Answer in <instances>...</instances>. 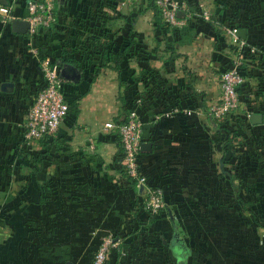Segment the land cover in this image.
I'll return each instance as SVG.
<instances>
[{
    "label": "crops",
    "instance_id": "1",
    "mask_svg": "<svg viewBox=\"0 0 264 264\" xmlns=\"http://www.w3.org/2000/svg\"><path fill=\"white\" fill-rule=\"evenodd\" d=\"M26 2L0 1V222L10 227L0 230V264H90L105 232L117 241L106 264H209L195 260L191 247L197 226L211 220L200 208L230 199L231 189L234 208L244 201L252 206L264 190V167L246 151L233 155L224 127L235 121L237 132L249 126L264 140V21L234 22L258 47L244 59L241 111L261 112L263 121L252 123L248 115L216 127L206 110L219 96V75L231 54L228 37L218 39L211 21L223 14L193 17L177 33L154 20L146 0H59L55 26L30 35L11 25L13 18L26 19ZM31 46L79 71L75 81L63 77L68 110L37 164L19 149L27 108L42 83ZM137 95L143 96L144 141L151 143L139 161L165 200L154 217L119 163L116 125ZM187 106L200 113L155 117ZM257 220L255 212L233 213L238 238L249 240L217 264H264Z\"/></svg>",
    "mask_w": 264,
    "mask_h": 264
},
{
    "label": "built area",
    "instance_id": "2",
    "mask_svg": "<svg viewBox=\"0 0 264 264\" xmlns=\"http://www.w3.org/2000/svg\"><path fill=\"white\" fill-rule=\"evenodd\" d=\"M126 2L136 0H124ZM165 25L180 33L193 17L209 19L211 12L204 3L193 7L186 0H153ZM59 0H27L26 19L30 35L52 29L58 21L57 3ZM181 12V13H180ZM222 35L228 37L232 46L228 65L219 75L220 93L207 108L211 119L222 120L236 113L241 107L239 90L247 76L243 70L245 57L254 54L258 47L250 44L237 34V28L228 23L222 24ZM31 52L37 56L42 83L29 104L23 123L21 145L27 149L38 147V140L56 132L60 121L68 110V102L63 92L64 78L60 74V66L54 58L41 54L37 47L31 46ZM142 95L134 97L133 106L117 123L116 130L120 141L119 163L126 176L139 189L141 207L149 215H157L164 207L165 200L162 186L147 176L140 164V145L144 141L142 133V117L138 109L142 103ZM182 110L185 114L200 113L199 109L173 107L161 111L155 117L168 116L172 112ZM249 113L246 114L248 117ZM117 245L111 232L101 234L98 246L92 255L90 264H106L109 250Z\"/></svg>",
    "mask_w": 264,
    "mask_h": 264
},
{
    "label": "rangeland",
    "instance_id": "3",
    "mask_svg": "<svg viewBox=\"0 0 264 264\" xmlns=\"http://www.w3.org/2000/svg\"><path fill=\"white\" fill-rule=\"evenodd\" d=\"M191 5L196 6L197 4L204 3L209 11L215 12L212 13V16L215 19L217 12L223 14L225 18L222 19L223 23H230L234 25V22H239V18L241 17V21L253 20L254 22L264 21V0H188ZM1 7V5H0ZM258 7V11L255 8ZM239 12H241L239 14ZM222 16V15H221ZM223 17V16H222ZM221 20V19H219ZM240 23V22H239ZM252 25V28L255 26ZM239 110V109H238ZM241 111V109H240ZM245 118V116H242ZM226 129H234V136H232L231 142L228 144V150L233 152V155L239 154L236 151H243L242 155H248L250 157L253 156V162L256 167H264V140L261 137L260 131L253 132L250 130L249 126H245L242 128L241 132L237 128L238 126L229 125L225 127ZM253 134V135H252ZM230 135V134H229ZM241 135V136H240ZM262 138V140H261ZM37 148V147H36ZM34 149V148H33ZM239 161V156H235L231 162H228V168L233 169L234 164H237ZM243 163V160H241ZM253 165V166H254ZM230 193V199L233 198V190L228 191ZM258 200L253 203L252 206L250 204L242 202V205L238 204L236 208H234L233 204H231L230 199H222L220 202L219 198H214L215 203L210 209L207 207L206 209H202V213L205 216L210 217V221L204 219L200 222L199 226H197L196 234H194L191 242V247L194 248L195 253H193V257L195 260H202L203 258L208 259L207 262L209 264H217L218 260H221L223 256H229L228 252L231 251L229 248H233V245L241 246L244 241H248L249 239H239L238 238V227L235 225L233 221V213L241 215L256 213L259 220L258 222V237L257 244H264V190H258ZM218 203V205H217ZM220 203V204H219ZM253 207V210H250ZM240 208V209H239ZM3 209V207H2ZM236 209V210H234ZM212 212V214H211ZM222 212V213H221ZM225 214V220H218L216 215ZM208 213V214H207ZM219 213V214H218ZM221 213V214H220ZM211 214V215H209ZM249 223L247 221H242L243 229L248 228ZM263 228V229H260ZM10 227L4 222H0V230H8ZM255 240V241H256ZM189 246V245H188ZM225 254V255H224ZM221 257V258H220Z\"/></svg>",
    "mask_w": 264,
    "mask_h": 264
},
{
    "label": "trees",
    "instance_id": "4",
    "mask_svg": "<svg viewBox=\"0 0 264 264\" xmlns=\"http://www.w3.org/2000/svg\"><path fill=\"white\" fill-rule=\"evenodd\" d=\"M189 3V2H188ZM189 5H191V3H189ZM146 6L147 7H150V8H152L153 9V11H154V20L158 23V24H160L161 26H162V28L164 29V30H174V29H171L170 27H168L167 25H165L164 23H163V21H162V19H161V16H160V14H159V11H158V9H157V7H156V5H155V3H154V1L153 0H146ZM211 23H212V25L214 26V28H215V31H216V35H217V38L219 39L220 38V40H222L223 41V35H222V19L221 20H219V22L217 23V22H215V21H211ZM224 24V23H223ZM228 24H230V23H228ZM233 25V24H232ZM175 31V30H174ZM177 32V31H176ZM227 46H228V52L231 54V48H232V46L231 45H229V44H227ZM248 56H250V55H248ZM244 64V63H243ZM228 65V64H227ZM226 65V66H227ZM242 67H243V70L245 71V75L247 76V70H246V68L244 67V65H242ZM245 83V82H244ZM244 85V84H243ZM242 85V86H243ZM241 89H242V87H241ZM241 89L239 90V92H240V97H241ZM241 101H242V97H241ZM133 102H134V100H133ZM132 107V106H131ZM131 107H129V108H131ZM128 108V109H129ZM242 107H239V110L237 109V111H236V113H234V114H232V115H230V116H227V117H225L224 119H222V120H215V119H212V123H213V125H215L216 127H218V126H220V125H227L225 122L226 121H228L229 119H232V120H236V121H238V118L240 119L242 116H245V118H248L247 116H246V114H247V112L245 111V112H243V111H240V109H241ZM236 122L234 121V127L235 126H238L237 124H235ZM228 126V125H227ZM224 127H226V126H224ZM228 130V134H230V136H231V138H232V136H234L233 134H234V131H232V130H234V129H231V128H229V129H227ZM51 135V134H50ZM50 135H46V136H44L43 138H41V139H39L38 140V143H41V145H42V147H41V151H39V152H37L38 151V147L37 148H35V149H27V148H25V147H22V145L19 147V149H20V151H22V152H24V154L25 155H29V157H31L32 158V160L37 164L38 162H40L41 161V159H42V157H43V154L46 152V151H48L49 150V148H50V146H52L53 145V143L55 142L54 141V139H50V140H48V137L50 136ZM131 181V180H130ZM132 182V181H131ZM133 183V182H132ZM161 212V211H160ZM159 212V213H160ZM158 213V214H159ZM157 214V215H158ZM149 215V214H148ZM150 216V215H149ZM150 217H154V215L153 216H150Z\"/></svg>",
    "mask_w": 264,
    "mask_h": 264
},
{
    "label": "water",
    "instance_id": "5",
    "mask_svg": "<svg viewBox=\"0 0 264 264\" xmlns=\"http://www.w3.org/2000/svg\"><path fill=\"white\" fill-rule=\"evenodd\" d=\"M2 2H6V0H0ZM181 13V12H180ZM12 27L19 32H26L29 27V21L25 18H13L11 20ZM237 34L242 39L246 38V29L245 28H238ZM57 64L60 66V74L62 77L77 80L79 77L78 69L69 63H62L61 60H57ZM249 119L252 123H260L263 121V115L261 112H251L249 114ZM141 151H149L151 150V143L148 141H142L140 145Z\"/></svg>",
    "mask_w": 264,
    "mask_h": 264
}]
</instances>
